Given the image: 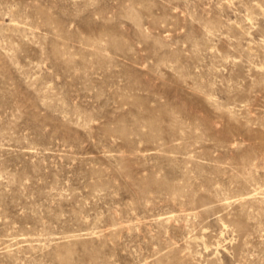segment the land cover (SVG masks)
I'll return each instance as SVG.
<instances>
[{
    "label": "rangeland",
    "instance_id": "rangeland-1",
    "mask_svg": "<svg viewBox=\"0 0 264 264\" xmlns=\"http://www.w3.org/2000/svg\"><path fill=\"white\" fill-rule=\"evenodd\" d=\"M0 264H264V0H0Z\"/></svg>",
    "mask_w": 264,
    "mask_h": 264
}]
</instances>
